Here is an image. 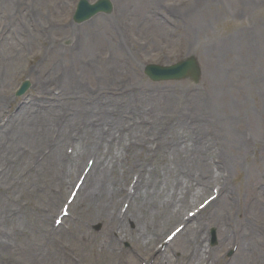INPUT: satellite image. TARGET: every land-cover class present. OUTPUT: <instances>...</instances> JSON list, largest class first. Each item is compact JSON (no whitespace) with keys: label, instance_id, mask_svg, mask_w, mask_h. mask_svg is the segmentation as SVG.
<instances>
[{"label":"rangeland","instance_id":"374dc122","mask_svg":"<svg viewBox=\"0 0 264 264\" xmlns=\"http://www.w3.org/2000/svg\"><path fill=\"white\" fill-rule=\"evenodd\" d=\"M78 1H38L34 5L33 31L29 16L21 15L20 35L18 33V36L11 37L15 44L10 43L5 48L8 54L0 57V95L5 93L11 99L6 109L16 110L19 102L15 101L14 94L27 78L33 85L41 76L67 73L76 78L78 74L92 88L122 82L123 85H128V93H120L121 97L114 100L126 101L131 107L139 108L153 123V118L159 121L162 117L184 121L186 139H179L177 142L185 141L193 149L196 166L191 158L186 159L183 164L192 166L198 172L187 170L188 176L179 189L186 185L189 188L196 187L197 177L203 180L204 167L199 158L204 151H208L207 158H212L216 156L214 152L217 150L229 152V144L235 141L232 157L237 160L240 169L233 170L227 180L231 182L235 201L239 205L244 203L247 196L242 190L247 187V172H255L258 183L264 173V168H261L264 162L259 157L255 158L258 149L253 147L251 158L246 159L238 155L237 144L244 137H250L243 133L247 128L260 135L259 118L264 115V61L261 66H244L239 61L259 58L248 40L246 30L252 29L256 42L261 36L264 40V0H254L255 3L250 7L236 0L237 4L227 14H223L227 11L225 0H121L118 10L115 3L114 18H98L84 25H77L72 21ZM89 1L94 3L97 0ZM19 3L25 9V0H19ZM237 9L246 10L241 21L235 18ZM114 21H119L123 26L120 41L124 44V53L127 55L120 54L121 57H111L108 51V48L113 47L110 32ZM189 53L198 57L202 67L203 81L199 86L191 82L155 85L142 73L147 64L168 65ZM103 56L105 61L101 59ZM206 67L217 78L211 85L206 81ZM220 77L228 83L222 82ZM244 78H253L256 82L240 83ZM256 84L259 90L257 97L252 95V88ZM47 85L60 88L55 83L47 82L45 86ZM32 94L33 91L26 97L28 107L39 103V99L31 96ZM56 94L49 97L56 99ZM230 95L233 102H245L248 108L232 112L231 120L229 111L224 114L218 112L219 115L210 111L223 109L225 104L227 109L230 108ZM258 104L262 108H258ZM130 115L133 119L134 114L130 112ZM131 116L127 121L131 120ZM80 131L85 132L84 128ZM177 142L171 140L175 145ZM171 157H168L167 173L171 174L176 170L180 176L184 175L180 155L176 153L170 161ZM40 159L35 158L30 164L26 159L13 169L9 176V181L14 184L12 190L0 192V225L5 230L0 232V264H112L115 252L106 257L102 255L100 240L104 237L95 243L104 231L103 225L100 233L95 230L101 221L88 220L85 231H89L92 236L88 238L94 237V241H87L86 244L80 243L72 233L64 229L59 232L51 231L53 217L46 215V209L51 189L56 183L54 176L46 174L44 166L40 173L34 171L41 164ZM165 163L160 162L159 170H162ZM4 208L10 211V220L1 216ZM237 220L238 217L235 216L234 221ZM67 225L72 228L73 220L68 221ZM127 228L134 236H140L132 222ZM147 228H150V222L143 223L142 229ZM38 229L43 231L47 239ZM161 229L164 230V227ZM212 230L216 231L218 238L214 255L221 264H233L238 255L228 263L225 256L231 250V242L229 239L228 248L219 246L221 234L217 229L213 228L205 233L208 237L205 245H211ZM60 233L68 236H61ZM130 238L134 240L133 237ZM132 240H125L122 247L127 251L132 250ZM186 252L187 250L185 254ZM179 257L180 255L176 256L177 259Z\"/></svg>","mask_w":264,"mask_h":264},{"label":"bare ground","instance_id":"6f19581e","mask_svg":"<svg viewBox=\"0 0 264 264\" xmlns=\"http://www.w3.org/2000/svg\"><path fill=\"white\" fill-rule=\"evenodd\" d=\"M75 85L76 89L71 90L70 86ZM65 93L72 96H81L83 97L86 94V85L84 80L75 79L72 77L67 78L64 82ZM5 98L3 97L0 100V108L4 103ZM84 109V105L81 100H78L76 103L71 105L70 111L74 114L72 121H74L79 113ZM57 110H60L59 106H54L49 111L44 112L43 114H39L38 116L32 117H24L19 125L17 126L15 132L12 136V141L9 147V150L15 153L18 150V144L22 142H26L30 145V147L37 151L45 142V139L48 135L49 129L52 124H54V118L56 116ZM111 111H116L115 108H110ZM108 113V111H107ZM94 114L102 118V128L94 133L93 137H90L87 143L82 144L77 149V154L73 159H67L68 165L61 163L60 151L63 142L67 139L71 129L72 122H70L62 133V136L59 140V146L56 151L52 154L49 159L46 169L49 172L57 171L63 172L66 171L70 174L74 173L78 174L80 172V165L83 161V157L86 153H92L97 161V165L87 179V183H85L84 189L82 193H84V216L87 218L95 217L100 220H104L105 222L111 223L114 226V230L116 231L118 228L123 227V224L116 221V214L120 215L118 209H116L117 203L119 199L123 197L126 193L124 186L126 184V178L129 176L131 169L129 162L130 160H138L143 156V152L131 150L132 148H140L145 149V144L148 136L141 134H135L133 137L138 138L139 140L135 145H132L129 136L125 134L124 127L122 122H118L117 129L112 127H108V124H113V119L108 116H103V111L98 107ZM99 124V121L97 122ZM161 128L156 134V138L160 139ZM96 139L95 144H91V140ZM124 141L127 142L128 145L124 144ZM22 146V145H21ZM19 146V149L20 147ZM0 158H2V152H0ZM228 160H231V157H227ZM204 159V163H205ZM227 162V161H226ZM210 167H206V170H209ZM113 173V177L110 179L109 186L105 189L104 192H101L99 189L103 184L105 177L110 173ZM157 175L156 170H152L150 173V179L155 178ZM210 179L206 182H202L200 186L199 192H197L192 200L189 198H183L178 200L175 198L173 201H170V197L172 193H167L169 191V182L166 183L167 190L160 191L156 189L152 192L149 188L146 187L145 176H142V192L138 198V205L136 209L131 213L128 217V220L134 221L136 227L139 228L140 225L145 221L152 222V228H157V224L161 221L165 222L164 219H169L171 222H176L180 219L182 211H185L187 207L196 205V203L201 199V196H204L208 191V187L210 184V180H214V172L211 171L208 175ZM178 182V180H176ZM170 195V196H169ZM128 198V195L125 197ZM135 201V200H134ZM217 202V201H216ZM177 203V205H176ZM215 203V202H214ZM165 205L168 206L167 209V217L162 219L159 216V211L165 208ZM176 205V206H175ZM217 203L214 205L216 207ZM175 206V207H174ZM260 216H264V210L259 209ZM222 214L219 212L215 216V220H217V216ZM224 215V213H223ZM124 215L123 217H125ZM213 218L208 222L212 223ZM110 226V224H109ZM167 226V225H166ZM78 232L80 233V240L82 242H86V236L84 234V230L80 227H77ZM139 230L142 232V236L144 241L147 243H152L154 239H159L161 234L157 236L156 234H148L141 227ZM223 235H227V231H222ZM257 234L264 235V231L262 228L256 226L255 232L251 233L250 236L257 238ZM199 230L195 229L191 232V237L189 238V244L194 250L201 249V243L198 238ZM155 240V241H156ZM103 247V246H102ZM144 250L145 248H141ZM103 250L108 255L113 253L112 249H107L103 247ZM255 252H258L257 249L254 248L253 242L245 240L242 242V247L240 249L242 261L238 259L236 264H245L248 260H245V256L249 257ZM198 255L193 264H197Z\"/></svg>","mask_w":264,"mask_h":264}]
</instances>
